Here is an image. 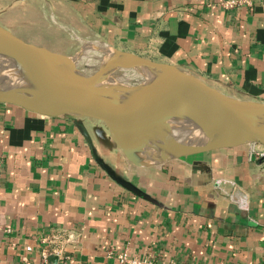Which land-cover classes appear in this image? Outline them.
<instances>
[{"label": "crops", "instance_id": "1", "mask_svg": "<svg viewBox=\"0 0 264 264\" xmlns=\"http://www.w3.org/2000/svg\"><path fill=\"white\" fill-rule=\"evenodd\" d=\"M0 25L64 55L102 42L264 102V0H0ZM252 147L137 164L99 120L0 103V264H39L54 247L52 264H264Z\"/></svg>", "mask_w": 264, "mask_h": 264}, {"label": "water", "instance_id": "2", "mask_svg": "<svg viewBox=\"0 0 264 264\" xmlns=\"http://www.w3.org/2000/svg\"><path fill=\"white\" fill-rule=\"evenodd\" d=\"M0 44L5 50L31 60L36 68L45 73L44 79L32 89L0 84V103L16 105L48 117L99 120L107 127L115 145L133 163L138 162L136 149L140 147V140L138 142L137 139L144 132L158 136L161 144L172 152L174 158L199 156L240 143L264 146L263 127L252 120V117L264 115V102L226 95L202 78L175 65L110 46V54L92 74L75 83H67L57 80L50 73L70 65L83 47L73 55L55 53L43 46L26 42L2 25ZM42 53L54 55L55 58ZM137 66L150 70L153 76L130 85H114L104 88L103 93H96L95 84L116 69ZM152 103H160L175 110L186 107V111L197 120L215 126L232 140L192 150L176 146L169 133L152 120ZM126 187L133 190L129 185Z\"/></svg>", "mask_w": 264, "mask_h": 264}, {"label": "bare ground", "instance_id": "3", "mask_svg": "<svg viewBox=\"0 0 264 264\" xmlns=\"http://www.w3.org/2000/svg\"><path fill=\"white\" fill-rule=\"evenodd\" d=\"M96 49L97 48H95V50ZM103 51H105L108 56L111 49L108 46ZM42 54L49 56L50 58H55L54 55H49L47 53ZM126 68L128 69V67H123L122 69L125 70ZM131 68L135 70L134 73L136 72L135 76L137 77V80L153 76V73L146 68L139 66ZM3 70L8 77L7 79L2 77ZM50 75L57 80L66 81L67 83H75L86 77L85 73L78 67L76 58H74L70 65L50 73ZM44 76L45 73L36 68L31 60L21 58L20 56L5 50L0 44V84H3L2 86H15L32 89L37 87L38 83L44 79ZM122 81H124V79ZM118 85H129V83L123 82ZM94 87L97 88L95 90L97 94L101 92L103 93L104 88H109L106 85H98L97 83ZM152 107L153 108L149 105V108H151L150 114L152 120L160 124L169 133L171 140L176 146L192 150L195 148L209 147L212 144H223L232 140L228 134L221 132L215 126L197 120L198 118L186 111V107L175 110L168 106H163L160 103H152ZM252 120L256 124L262 125L264 130V115H261V117L258 118L252 117ZM139 140L143 154L139 157L137 163L150 165L162 163L173 158L172 152L159 142L158 136L144 132L140 133Z\"/></svg>", "mask_w": 264, "mask_h": 264}, {"label": "rangeland", "instance_id": "4", "mask_svg": "<svg viewBox=\"0 0 264 264\" xmlns=\"http://www.w3.org/2000/svg\"><path fill=\"white\" fill-rule=\"evenodd\" d=\"M67 38L68 37H65V35L59 36V39L61 41H64V42H66L65 40H67ZM73 46L75 48L76 44L73 43ZM100 46L103 48H101ZM81 47H83V48H82L81 52L78 54V56L76 57L77 64H78V67L85 73V75L88 76V75L92 74L97 69V67L100 64H102L103 61L105 60L107 54L103 50L106 49V47H108V45H106L104 43L102 44V42H97V41H84V42L80 43L78 47H76V49L73 51V53L77 52ZM92 47H93V49H92ZM95 48H97V49L95 50ZM73 53L69 54V55H73ZM86 53H88V54H86ZM122 68L123 67L116 69L111 74H109L104 80L97 82V84L98 85H106L107 87H111V86H114L115 84L118 85V84L123 83V82L129 83V85H130L131 83H134L137 81V77L135 76L136 72L134 73L135 70L133 68H128V69L126 68L125 70ZM4 73H5V71L3 70L2 77L7 79L8 77L6 76V73L5 74ZM123 79H124V81H122ZM137 141L139 142V139H137ZM142 154H143V152L141 151L140 147L138 149H136V155L138 157H141ZM175 158H177V157H175ZM156 164H159V163H156ZM150 165H152V164H150Z\"/></svg>", "mask_w": 264, "mask_h": 264}, {"label": "built area", "instance_id": "5", "mask_svg": "<svg viewBox=\"0 0 264 264\" xmlns=\"http://www.w3.org/2000/svg\"><path fill=\"white\" fill-rule=\"evenodd\" d=\"M233 2H229V5H231ZM255 144V143H253ZM251 151L258 156L259 158L264 159V146L257 144V147H252ZM61 252V247H54L51 250L48 248L42 250L41 252V259L39 261V264H52L48 260L49 253H54L56 255H59ZM118 260L122 264H146L149 263L147 259H142L138 257H130L125 253H121L118 255ZM160 264H177L176 262L170 260V261H161Z\"/></svg>", "mask_w": 264, "mask_h": 264}]
</instances>
